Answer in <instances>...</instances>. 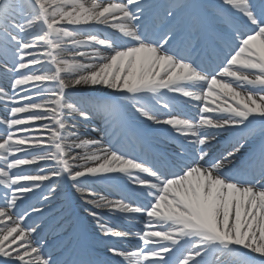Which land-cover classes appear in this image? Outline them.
I'll use <instances>...</instances> for the list:
<instances>
[{
	"label": "snow or ice",
	"instance_id": "1",
	"mask_svg": "<svg viewBox=\"0 0 264 264\" xmlns=\"http://www.w3.org/2000/svg\"><path fill=\"white\" fill-rule=\"evenodd\" d=\"M155 7L0 0V74L11 87H0V264H54L29 239L36 227L22 226L40 209H16L60 179L94 209L145 218L142 247L108 248L126 264H264V0L168 5L154 15ZM187 7L194 11L181 22ZM96 25L116 35L102 38ZM181 97L200 102L198 116L179 111ZM87 125L109 140L81 139ZM153 125L176 142L171 155H142L111 138L141 139ZM40 162L51 167L22 174ZM88 178L123 180L119 198L98 195L82 184ZM89 214L103 237L130 235Z\"/></svg>",
	"mask_w": 264,
	"mask_h": 264
},
{
	"label": "bare ground",
	"instance_id": "2",
	"mask_svg": "<svg viewBox=\"0 0 264 264\" xmlns=\"http://www.w3.org/2000/svg\"><path fill=\"white\" fill-rule=\"evenodd\" d=\"M95 27H100V28H104V29H106L107 31H109V30H111V31H113V32H115V30H113V29H111L110 27H106V26H103V25H96ZM88 49H78V51H87ZM44 67H46V65L44 66ZM220 78V77H219ZM239 90V89H238ZM82 91H87L88 92V89H83ZM247 91V90H246ZM83 94V93H82ZM29 95H31V94H29ZM210 102H211V98H210V100H209ZM219 102V101H218ZM229 102L231 103L232 101L231 100H229ZM1 106H3V105H1ZM21 115H23V114H21ZM45 123L47 122V121H44ZM38 123H40V122H38ZM38 126V124H33V125H31L30 127H32V128H35V127H37ZM81 132L83 133V135L80 137L81 139H93V138H89L88 137V131L82 126L81 127ZM31 135H38L39 133H35V132H32V133H30ZM46 165H48L49 167H51V165L50 164H46ZM65 183L67 184V185H72L71 184V182L70 181H66L65 180ZM0 223H2V222H0ZM14 235H15V233H14ZM245 251H247V250H245Z\"/></svg>",
	"mask_w": 264,
	"mask_h": 264
},
{
	"label": "water",
	"instance_id": "3",
	"mask_svg": "<svg viewBox=\"0 0 264 264\" xmlns=\"http://www.w3.org/2000/svg\"><path fill=\"white\" fill-rule=\"evenodd\" d=\"M48 66L46 65V67L45 68H47Z\"/></svg>",
	"mask_w": 264,
	"mask_h": 264
}]
</instances>
